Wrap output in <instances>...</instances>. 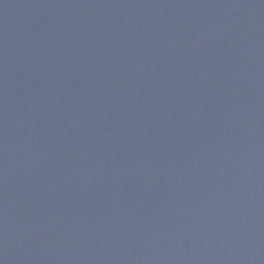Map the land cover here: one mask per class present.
I'll list each match as a JSON object with an SVG mask.
<instances>
[{"label":"water","instance_id":"95a60500","mask_svg":"<svg viewBox=\"0 0 264 264\" xmlns=\"http://www.w3.org/2000/svg\"><path fill=\"white\" fill-rule=\"evenodd\" d=\"M0 264H264V0H0Z\"/></svg>","mask_w":264,"mask_h":264}]
</instances>
